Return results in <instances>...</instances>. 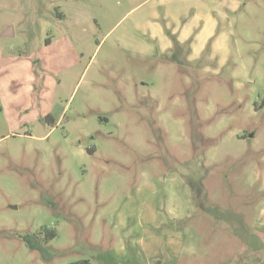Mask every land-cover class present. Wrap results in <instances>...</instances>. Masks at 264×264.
<instances>
[{"label":"rangeland","instance_id":"1","mask_svg":"<svg viewBox=\"0 0 264 264\" xmlns=\"http://www.w3.org/2000/svg\"><path fill=\"white\" fill-rule=\"evenodd\" d=\"M169 231L264 264V0H0V264H161Z\"/></svg>","mask_w":264,"mask_h":264},{"label":"trees","instance_id":"2","mask_svg":"<svg viewBox=\"0 0 264 264\" xmlns=\"http://www.w3.org/2000/svg\"><path fill=\"white\" fill-rule=\"evenodd\" d=\"M175 41L177 40L175 39ZM191 182H192V186L195 187V189H197L196 191L198 192L197 193L198 197L202 196V198H204L205 192L203 191V185H202L201 180L198 182H195V181H191ZM56 236H57V232L55 229H45L44 233L41 231L35 234H25V235H22L21 238L24 240L26 245L31 250H37L41 253V255L45 259H50L52 254L50 253L47 245L50 242V240H52ZM71 264H90V263L88 261L83 260V261L73 262Z\"/></svg>","mask_w":264,"mask_h":264},{"label":"crops","instance_id":"3","mask_svg":"<svg viewBox=\"0 0 264 264\" xmlns=\"http://www.w3.org/2000/svg\"><path fill=\"white\" fill-rule=\"evenodd\" d=\"M169 233L171 237H168L167 239V247L171 257H169V260H165V262L161 264H178L182 254L184 255V250L186 248V246L183 248L184 244L182 245L179 241H184L185 236L180 231H169Z\"/></svg>","mask_w":264,"mask_h":264},{"label":"water","instance_id":"4","mask_svg":"<svg viewBox=\"0 0 264 264\" xmlns=\"http://www.w3.org/2000/svg\"><path fill=\"white\" fill-rule=\"evenodd\" d=\"M10 34H11L10 30H5V31L2 33V35H4V36L10 35ZM250 136H252V135H250Z\"/></svg>","mask_w":264,"mask_h":264}]
</instances>
